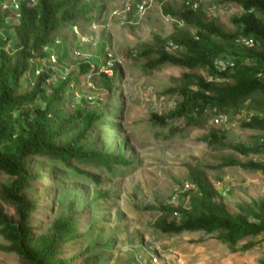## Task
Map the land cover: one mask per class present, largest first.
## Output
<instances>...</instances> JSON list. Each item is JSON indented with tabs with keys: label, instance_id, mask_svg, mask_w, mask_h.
I'll list each match as a JSON object with an SVG mask.
<instances>
[{
	"label": "rangeland",
	"instance_id": "obj_1",
	"mask_svg": "<svg viewBox=\"0 0 264 264\" xmlns=\"http://www.w3.org/2000/svg\"><path fill=\"white\" fill-rule=\"evenodd\" d=\"M8 2L11 6L20 0ZM197 3L194 13L199 26L188 27L176 18L188 10L183 0H155L140 24L121 28L119 20L112 17L121 10L120 0H97L93 4L95 21L106 27L94 31L92 24H80L82 37L64 30L58 35L59 45L52 49L58 60H50V65L42 62L38 68L50 73L52 84L37 103L69 115L101 113L94 128L99 151L117 157L122 148L123 158L130 163L126 169L117 166L114 174L87 170L96 183L81 178L75 169L78 161L75 167H65L43 157L26 159L29 180L18 194L35 209L24 229L31 249L48 251L45 264H264V235L245 237L232 248L220 239L221 232L208 234L200 226L211 219L208 207L238 221L257 223L264 216V132L244 128L253 116L264 120V92L250 95L227 113L209 109L197 127H187L179 120L161 127L153 121L155 115L165 117L174 111L180 102L179 90L189 85L198 91L197 76L212 81L206 64L191 73L171 67L153 69L151 62L156 58L152 54L159 52L160 41L198 39L204 49L208 41L218 57L238 59L235 75H246L251 83L263 69L252 64L250 57L264 53L263 47L255 44L244 49L241 43L245 38L230 40L239 31L233 20L243 15L241 8L221 0ZM165 6L170 15L164 14ZM6 25L0 28V67L3 59L14 61L19 55L18 21L8 19ZM199 32L206 41L199 38ZM180 49L171 55L184 60L187 50ZM74 71L71 89L51 103L58 89L55 84ZM33 75L23 84L30 91L35 84ZM185 75L190 78L184 79ZM31 116L35 118L33 113ZM220 116H227L228 122L215 125L214 119ZM4 119L9 126L25 127L22 115ZM214 134L218 139H213ZM238 147L254 152L244 156ZM74 160L71 158V164ZM51 173L59 176L54 183H50ZM199 175L208 183L209 198L195 185ZM18 181L17 175L0 171V216L10 221L16 220V207L6 195ZM187 183L194 188L183 194ZM218 183L226 194L219 193ZM88 203L97 208L93 218L83 213ZM168 205L185 209L175 217L172 210L162 209ZM147 207L157 210L149 212ZM57 230L60 235L55 239ZM250 243L256 246L245 251ZM14 244L13 230L0 221V264H24L12 249Z\"/></svg>",
	"mask_w": 264,
	"mask_h": 264
},
{
	"label": "trees",
	"instance_id": "obj_2",
	"mask_svg": "<svg viewBox=\"0 0 264 264\" xmlns=\"http://www.w3.org/2000/svg\"><path fill=\"white\" fill-rule=\"evenodd\" d=\"M93 1L95 0H20L10 6L9 2L6 3L7 0H0V28L7 26L8 19H13L14 23L18 21L15 35L19 48L18 57L14 61L3 59L0 67V171L19 177V181L10 187L6 195L16 207V220L10 221L0 216V221L13 230L15 244L12 249L20 255L24 264H45L49 257L48 251L37 252L28 246V237L24 229L31 212L35 209L30 200L18 194L29 180L30 172L25 164L26 159L31 160L34 156L43 157L47 162L54 161L65 167H75L78 161L75 169L78 170L81 178H87L96 183L97 181L88 174L87 170L114 174L117 166L123 169L130 166V163L123 158L122 148L118 151L117 157L99 151L98 144L94 140L97 136L94 128L103 116L101 113L86 112L84 114L78 111L69 115L60 108H51L49 104L47 108H43L37 103L41 97L46 96L47 87L52 84L50 73L38 68H42V62L44 64L48 62L47 64L50 65L53 62L50 61L52 57L56 59L57 53L52 49L59 45L57 44L58 35H61L64 30L92 21L93 9L90 4ZM221 2L225 5L234 4L243 12V15L233 20L239 31L230 37V40L245 38L252 40L254 45L264 48V0H221ZM183 3L188 10L177 15L176 18L188 27L199 26L194 13L196 10L187 6L188 3H197V0H183ZM164 14L170 15V9L167 6L164 7ZM212 31L217 33V30ZM198 36L206 41L202 33L199 32ZM197 41L194 39L174 41L179 47L182 46L187 50L184 60L166 53L168 45L166 41H160L159 52L151 53L156 58L151 62L153 69L171 67L191 73L196 72L204 64L211 68V82L197 76L198 91L191 90L187 85L178 91L180 102L174 111L165 117L153 116V121L161 127H168L170 121L178 120L186 122L187 127L200 126L202 119L209 114V109L219 108L227 113L229 109L246 102L250 95L264 92V53L255 56L250 54L252 64L263 67L260 75L251 83L247 79L248 76L235 75L238 59L218 57L220 54H217L216 49L208 41L206 49L202 48ZM242 47L251 49L244 45ZM66 52L68 55L69 51ZM219 60H229L234 67L225 73H219L215 68V62ZM85 70L86 73L91 71L89 66H86ZM32 72L35 84L30 91L23 84L24 79ZM74 73L75 71L69 72L66 77L58 81V84H55L58 85V89L54 90L51 103L54 102L53 99L56 103L55 97L58 94L71 89L72 79L76 77ZM189 78L188 75L184 77L187 80ZM115 82V79L111 81L109 85L111 90ZM32 113L34 119H32ZM15 114L22 115L26 120L25 127L21 128L16 124L9 126L6 123L4 118ZM51 128L52 132H50ZM244 128L264 132V120L253 116L248 123H244ZM213 139H218V135L214 134ZM2 149L5 153L1 151ZM237 150L244 156L254 152L244 147H238ZM71 158L75 159L73 164H71ZM251 168L259 167L251 165ZM262 170L264 171V168ZM58 179L59 176L51 173L50 183ZM195 185L203 196L209 198V186L203 176L197 177ZM168 206L162 209L179 214L185 209ZM146 210L153 212L157 209L147 207ZM208 210L211 213V219L201 223L200 226L208 234L221 232L220 239L232 248H235L245 237L264 235V216L257 223H252L233 220L228 215L210 207ZM83 213L93 218L97 214V208L94 203H88L84 206ZM59 235L60 231H55V239ZM255 246V243H250L244 247V250H250Z\"/></svg>",
	"mask_w": 264,
	"mask_h": 264
},
{
	"label": "built area",
	"instance_id": "obj_3",
	"mask_svg": "<svg viewBox=\"0 0 264 264\" xmlns=\"http://www.w3.org/2000/svg\"><path fill=\"white\" fill-rule=\"evenodd\" d=\"M155 3V0H122V10L114 12V16H118L122 18V25H137L141 23L147 16L148 12L152 9L153 5ZM188 7L193 8L194 10L198 9V3H188ZM242 45L251 48L254 46V42L252 40H243ZM180 47L176 43H169V45L166 47V52L171 55L174 53L180 52ZM52 61L55 63L56 59L52 57ZM234 67V64L229 60H219L215 62V68L219 73H225L228 71V69H231ZM227 116H220L218 118L214 119L215 125H224L228 122ZM218 190L220 194H226V190H224V187H221V185L218 183ZM194 188L193 184H185L183 187V194H187L190 191H192ZM230 190L227 189V192L229 193ZM223 196V195H222ZM177 197L173 198V201H176ZM173 204V203H172ZM174 205V204H173ZM175 217L179 216L178 212L174 213Z\"/></svg>",
	"mask_w": 264,
	"mask_h": 264
},
{
	"label": "clouds",
	"instance_id": "obj_4",
	"mask_svg": "<svg viewBox=\"0 0 264 264\" xmlns=\"http://www.w3.org/2000/svg\"><path fill=\"white\" fill-rule=\"evenodd\" d=\"M97 0H95V1H93V2H91V4H90V7L93 9V16H92V21L90 20V21H88L87 23H85V24H83L82 26H86V25H91V27H92V30H94V31H97V30H102V29H104L106 26L105 25H100V24H98L97 25V21H95V19L97 18V13H96V10H94V8H93V4H95V2H96ZM120 2H121V5H122V0H120ZM122 7L123 6H121V10H122ZM120 10V11H121ZM151 11V10H150ZM103 12V11H102ZM94 13H95V17H94ZM149 13V12H148ZM102 15H103V13H102ZM148 15V14H147ZM112 17L114 18V19H118L119 20V22H120V25H119V27H121V28H125V27H134V26H136V25H129V24H126V25H122V23H123V21H122V18H121V16L120 17H118V16H114V13H113V15H112ZM147 17V16H146ZM140 24V23H139ZM138 25V24H137ZM79 27H80V25H77V26H74V27H72V28H70L69 30L74 34V35H76V36H78V37H82L81 36V31H80V29H79ZM83 42H84V40H83ZM169 45V44H168ZM52 49V48H51ZM46 50H49V49H46ZM167 53V52H166ZM168 54V53H167ZM74 56L75 57H81L82 55L80 54V53H74ZM93 70V69H92Z\"/></svg>",
	"mask_w": 264,
	"mask_h": 264
}]
</instances>
